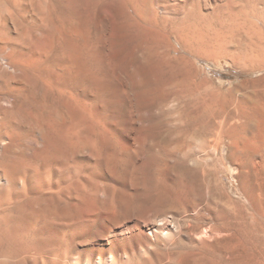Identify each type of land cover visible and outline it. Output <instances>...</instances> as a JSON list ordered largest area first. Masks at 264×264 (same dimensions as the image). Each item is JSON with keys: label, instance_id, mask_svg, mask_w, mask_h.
<instances>
[{"label": "rangeland", "instance_id": "rangeland-1", "mask_svg": "<svg viewBox=\"0 0 264 264\" xmlns=\"http://www.w3.org/2000/svg\"><path fill=\"white\" fill-rule=\"evenodd\" d=\"M259 6L262 19L250 16L251 23L233 8L217 13L205 6L203 17L191 16L192 29H198L192 47L174 42L173 49L154 31L136 34L119 5L107 44V35L97 34L95 10L86 55L78 67L51 75L45 106L37 109L35 101L44 95L41 88L35 98L23 93L28 109L39 113V127L22 128L9 119L0 125V264H29V251L41 249L48 236L45 220L70 211L65 200L73 192L85 197L83 212L167 215L182 227L174 242L129 264H264V150L258 151L264 139L254 131L249 150L233 161L224 134L229 125L249 133L250 119L258 117L255 106L264 109V0ZM47 157L48 168L42 165ZM56 157L68 158L60 173L52 168ZM21 167L28 183L33 172H43L57 193L38 196L29 206L28 183L1 179L4 170L13 174ZM183 219L197 228L221 221L227 229L190 245ZM58 246L54 251L65 249Z\"/></svg>", "mask_w": 264, "mask_h": 264}, {"label": "bare ground", "instance_id": "bare-ground-1", "mask_svg": "<svg viewBox=\"0 0 264 264\" xmlns=\"http://www.w3.org/2000/svg\"><path fill=\"white\" fill-rule=\"evenodd\" d=\"M261 1L263 0H0V125H8L5 120L9 119L22 128L37 129L39 127L37 119L39 113L28 109V100L23 93L30 92L32 97L35 98V91L41 88L44 95H41V98H35V101L38 102L36 103L37 109L45 106L46 102L43 97L46 96L45 92L52 88L51 75L53 73L57 74L63 68L78 67L76 64L86 53L85 48L88 47L89 41L94 36L92 35L91 21L93 20L92 13L95 10L99 13L96 24L97 34H106L107 40L105 42L107 41V44L108 42L112 44L114 38L116 23L114 8L119 5L122 9L126 8L127 21L130 20L129 25L133 27L136 34L138 31L142 34L147 33V31H154V36L157 37L156 33L163 35L167 41V46L173 49L175 47L174 42L190 44L192 47L191 43L198 29L197 27H194V30L192 29L191 16L203 17L205 6H209L214 12L233 8L235 13L244 15L245 19L251 23L254 19L251 17L258 20L262 19L259 13ZM245 7L250 9L245 11ZM139 43L143 44L140 41ZM37 46H40V49ZM169 47L167 48L169 49ZM167 51L165 48L164 55H169ZM105 56L107 57V55ZM60 60H63L62 63ZM255 108L258 117L250 119L253 124L250 126L251 129L248 130L249 133H244V126L229 125L224 129V134L230 143L228 153L230 160L235 161L240 155L249 150L247 148L252 145L251 139L254 136L251 134L254 131V135L258 134L264 139V109L261 106H255ZM13 132V129L7 131V137L11 136ZM263 147L264 145L259 146L258 151L264 150ZM32 157L28 158L33 159L34 157ZM67 159L65 157L52 158V161L55 160L56 163V166L54 165L52 168L56 169L57 173L62 172L65 165H68ZM42 160L45 162L42 165H47L46 168H48L50 165L48 164L49 158H42ZM64 160L65 164L63 165ZM3 165L8 166L7 163ZM23 167H21L23 170H16L15 173L12 172L13 174L4 170L1 174L2 181L8 184L21 179L26 185L28 177H26L27 173L24 172ZM43 174V172L36 171L29 177L28 189L32 196L27 203L29 206L32 204L31 202H35V198L38 196L46 198L57 193L55 191L57 187L55 185L57 184L49 187L51 184L48 185L47 178ZM13 183L11 184L13 185ZM73 193L66 196V200H64L71 206V210L75 211H66L64 214L59 215L57 220H54L53 217L52 220L50 217V219L45 220L46 224L43 226V230L41 227V230L44 233L46 232L48 236L44 240L41 249L35 250L32 248L29 251V264H129L131 258L145 256V253L152 252L155 246L170 244L174 242L177 236L182 234V227H178V225L175 227L167 215L164 217H161L160 214L117 216L115 212H107L108 210L105 211L104 209L95 212L86 209L83 212L85 209L82 210L80 204L84 203L83 198L85 199V197L82 198V196ZM21 194H19L20 197ZM122 196L124 197V195ZM239 202L238 200L234 201L236 205H239ZM23 205L26 206V204ZM84 207L86 206L84 205ZM185 213L187 212H182L180 216L185 217ZM191 213L193 215L190 214V219H195L196 210H192ZM208 218L210 221L211 218L214 219L211 216ZM183 220L186 224L184 237L190 245L197 240L201 242L219 236L227 229V225L221 221L218 223L212 221L203 228H197L189 220ZM42 231L39 232L43 233ZM57 245L65 249H62L63 251L59 250L61 252H58L57 249L55 250L57 252H55L54 249Z\"/></svg>", "mask_w": 264, "mask_h": 264}]
</instances>
